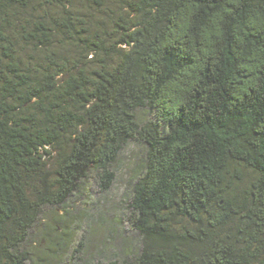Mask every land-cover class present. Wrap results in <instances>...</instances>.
Instances as JSON below:
<instances>
[{"label":"trees","instance_id":"obj_1","mask_svg":"<svg viewBox=\"0 0 264 264\" xmlns=\"http://www.w3.org/2000/svg\"><path fill=\"white\" fill-rule=\"evenodd\" d=\"M61 211L68 264H264V0H0V264Z\"/></svg>","mask_w":264,"mask_h":264},{"label":"rangeland","instance_id":"obj_2","mask_svg":"<svg viewBox=\"0 0 264 264\" xmlns=\"http://www.w3.org/2000/svg\"><path fill=\"white\" fill-rule=\"evenodd\" d=\"M116 175H117V180L112 185V187L109 189V191L107 193H101L99 191L100 188L97 184V181H95L94 179L91 178L88 183L86 182V189H84L85 194L84 195L81 194L80 200L91 201V199L97 200V198H102L105 201H107L110 205H115V207H116L117 202H121L122 197L126 199V192L128 191L127 183H128V178H129L128 174L124 172V167L120 168V165L118 166V169L116 170ZM76 203H78V202L76 201ZM84 205L85 204H78L77 206L83 207ZM63 214H64V212H62V211H61V213H58V214L52 213V217L56 218L55 219L56 221L54 222V224H58L59 228L61 230L65 227V229L70 231L71 236L69 238V244L66 245V248L64 251L65 256H62L66 259V264H68V262L71 261L72 258L75 259L77 256H80V257L84 256V254L80 251H78L79 253H77L75 251V248L77 247L78 241L82 238L84 230L87 228L85 227V221L81 222L79 224V227H78L75 223H72V219H70V218H68V219L64 218L63 221L67 226H63V223L60 222L59 219H57V218H60V216H62ZM50 215L51 214H49L48 216H50ZM92 233L93 234H92V239H91L90 244L93 243L94 241L96 242L99 239L100 235H102V230L99 229L98 233H95V232H92ZM51 244H52V242H51ZM51 244L49 242H47V244L43 243V248H46V250H47V248L52 247ZM121 244H122L121 241H117L115 245L120 246ZM108 247L111 248V246H108ZM46 250L44 251L42 248L38 249V251H37L38 256H36V259L43 257V258H45V262H51L50 257H52V256L55 257L56 252L55 251H52V252L49 251V254L46 255V253H47ZM44 252H45V254H43ZM29 264H33V263L31 262Z\"/></svg>","mask_w":264,"mask_h":264}]
</instances>
